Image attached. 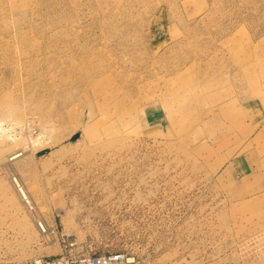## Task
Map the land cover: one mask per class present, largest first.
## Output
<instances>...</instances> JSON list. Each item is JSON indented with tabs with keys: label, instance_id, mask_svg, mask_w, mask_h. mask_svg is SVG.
I'll return each mask as SVG.
<instances>
[{
	"label": "rangeland",
	"instance_id": "obj_1",
	"mask_svg": "<svg viewBox=\"0 0 264 264\" xmlns=\"http://www.w3.org/2000/svg\"><path fill=\"white\" fill-rule=\"evenodd\" d=\"M66 250L264 264V0H0V263Z\"/></svg>",
	"mask_w": 264,
	"mask_h": 264
},
{
	"label": "built area",
	"instance_id": "obj_2",
	"mask_svg": "<svg viewBox=\"0 0 264 264\" xmlns=\"http://www.w3.org/2000/svg\"><path fill=\"white\" fill-rule=\"evenodd\" d=\"M0 264H142V262L136 256L123 252L72 255L66 250L57 256Z\"/></svg>",
	"mask_w": 264,
	"mask_h": 264
},
{
	"label": "crops",
	"instance_id": "obj_3",
	"mask_svg": "<svg viewBox=\"0 0 264 264\" xmlns=\"http://www.w3.org/2000/svg\"><path fill=\"white\" fill-rule=\"evenodd\" d=\"M235 163H237V162L235 161Z\"/></svg>",
	"mask_w": 264,
	"mask_h": 264
}]
</instances>
